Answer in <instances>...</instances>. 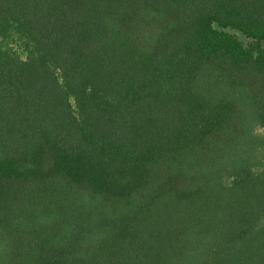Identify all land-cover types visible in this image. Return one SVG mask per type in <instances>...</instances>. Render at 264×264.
Instances as JSON below:
<instances>
[{
    "label": "trees",
    "instance_id": "trees-1",
    "mask_svg": "<svg viewBox=\"0 0 264 264\" xmlns=\"http://www.w3.org/2000/svg\"><path fill=\"white\" fill-rule=\"evenodd\" d=\"M0 264H264V0H0Z\"/></svg>",
    "mask_w": 264,
    "mask_h": 264
},
{
    "label": "rangeland",
    "instance_id": "rangeland-1",
    "mask_svg": "<svg viewBox=\"0 0 264 264\" xmlns=\"http://www.w3.org/2000/svg\"><path fill=\"white\" fill-rule=\"evenodd\" d=\"M230 31L231 32H234V33H236L240 38H242L245 42H247L248 41V39L240 32V31H237V30H233V29H230ZM19 51H20V53H21V55L23 56V57H25V52L21 49V48H19ZM261 131H263V129H260Z\"/></svg>",
    "mask_w": 264,
    "mask_h": 264
}]
</instances>
